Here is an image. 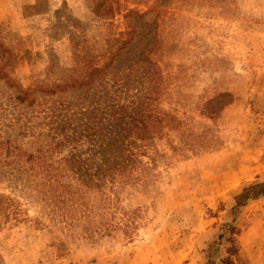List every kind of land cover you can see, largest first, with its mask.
Listing matches in <instances>:
<instances>
[{"label": "rangeland", "instance_id": "rangeland-1", "mask_svg": "<svg viewBox=\"0 0 264 264\" xmlns=\"http://www.w3.org/2000/svg\"><path fill=\"white\" fill-rule=\"evenodd\" d=\"M146 46L163 80L162 132L131 177L68 202L62 220L15 180L4 145L37 155L45 100H81L57 86L83 68L125 71ZM27 89L45 99L19 104ZM251 184L264 186V0H0V195L18 205L0 221L3 264H264V198L231 215ZM226 223L237 256L216 246Z\"/></svg>", "mask_w": 264, "mask_h": 264}, {"label": "trees", "instance_id": "trees-1", "mask_svg": "<svg viewBox=\"0 0 264 264\" xmlns=\"http://www.w3.org/2000/svg\"><path fill=\"white\" fill-rule=\"evenodd\" d=\"M150 55L151 49L146 46L140 59L123 68L125 71L120 72L117 68L108 74L112 64L83 68L71 82L57 86L62 87L61 93L68 89L81 90V100L62 102L52 95L45 100L53 105L43 118L47 132L38 134L43 136L44 142L40 143L37 155L15 154L17 148L4 145L8 166L17 157L21 173L15 180L23 189L33 184L43 201L62 210V220L71 213H63L68 202L83 206L79 203V200L83 201L81 194L96 191L116 178L131 177L134 164L141 165L137 158L146 155L144 148L149 145L148 140L162 132L166 118L161 117L156 104L163 80ZM44 99L29 89L15 97V101L27 106H38ZM64 150L67 152L65 157L52 159L53 155H60ZM47 194L50 195L48 200ZM260 197L264 198V186L251 184L244 187L231 208V215L248 200ZM17 206L13 198L0 195V221L15 216ZM237 234L234 223L224 224L216 246L222 241L228 242L230 246L226 253L237 256L233 239ZM221 263L230 264V259H222ZM0 264H3L1 257Z\"/></svg>", "mask_w": 264, "mask_h": 264}]
</instances>
